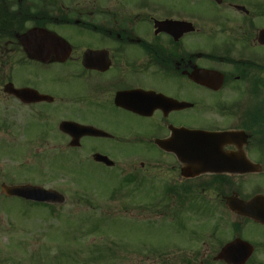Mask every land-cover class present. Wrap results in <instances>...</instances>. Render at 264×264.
Listing matches in <instances>:
<instances>
[{
  "label": "flooded vegetation",
  "instance_id": "af4514ba",
  "mask_svg": "<svg viewBox=\"0 0 264 264\" xmlns=\"http://www.w3.org/2000/svg\"><path fill=\"white\" fill-rule=\"evenodd\" d=\"M49 1L0 0V141L8 146L1 154L0 202L9 199L6 185H43L35 162L41 143L52 145L54 157L74 149L64 123L107 134L83 137L82 144L105 140L129 152L123 156L129 185L148 179L158 194H186V202L162 209L189 212L205 205L199 199L206 191L245 188L254 177L264 196V0ZM32 30H46L58 43L37 38L23 45L18 37ZM181 129L233 133L231 142L213 143L212 167L247 173L202 174V164L175 153L137 152L157 149L159 140L176 146ZM10 141L20 157L34 160L14 177ZM20 172L25 180L13 182ZM233 236L226 245L243 239V231ZM259 241L246 264H264V233ZM219 245H193L183 264H234L242 256L219 260L226 247Z\"/></svg>",
  "mask_w": 264,
  "mask_h": 264
},
{
  "label": "rangeland",
  "instance_id": "374dc122",
  "mask_svg": "<svg viewBox=\"0 0 264 264\" xmlns=\"http://www.w3.org/2000/svg\"><path fill=\"white\" fill-rule=\"evenodd\" d=\"M12 144L16 154L9 149V165L14 177L15 172L23 170V164H33L34 160L20 157L16 143ZM3 146L4 151L7 150L8 146L0 141V169ZM92 147L113 157L114 169L93 162ZM40 148L43 155L35 162L43 175L42 186L62 193L66 202L54 206L55 216L49 215L48 208L31 207L21 200L0 202V264H183L193 245V250L207 240L214 243V247L226 245L234 237L236 224L245 231L243 238L255 245L264 233L259 224L232 214L217 191H209L199 199L211 206L213 214L207 210L211 218L182 209L180 226L175 224L178 219L163 216L161 206L151 205L160 194L149 191L153 183L148 179L143 188L136 189L137 193H130L126 187L121 194H114L117 184L118 187L121 184L120 179L131 167L123 166V156L129 152L114 149L108 141H91L86 148L58 158L54 157L50 143H41ZM137 152L154 158L163 156L158 148ZM20 174L12 181L25 180V174ZM30 180L33 181V177ZM257 183L261 184L260 177L253 185L241 189L243 199L254 195ZM159 190L162 192L161 188ZM223 195L232 194L225 189ZM178 202L174 198L165 199V203ZM216 203L219 206H215ZM215 232V238L210 240ZM204 233V236L192 237ZM97 247L102 248L101 251Z\"/></svg>",
  "mask_w": 264,
  "mask_h": 264
},
{
  "label": "water",
  "instance_id": "95a60500",
  "mask_svg": "<svg viewBox=\"0 0 264 264\" xmlns=\"http://www.w3.org/2000/svg\"><path fill=\"white\" fill-rule=\"evenodd\" d=\"M40 33L41 35L38 37L35 33ZM37 38H47L51 39L46 40L47 46H55L57 41L53 40L54 36H52L50 33L46 31H32L27 33L26 35H22L19 37L20 41L23 43V45L30 44L32 45V42L34 39ZM54 55L58 52L55 50L52 52ZM64 130H66V124H64ZM74 142L72 143V146L79 147L80 146V137L83 135H92L97 137H102V135H105L103 132H99L96 129L93 128H86L78 125H74ZM181 141L180 147L181 151L178 153H181L184 155L187 160H196L197 162H203V163H209L211 160V155L214 150V146L212 147V144L215 143L218 137L215 135L200 131H189L187 133H180L178 134V137ZM227 139L226 141H229V136H224L223 139ZM160 148L164 150L169 149V145L160 142L159 143ZM95 160L97 162H105L108 166H112L113 163L110 161L107 157L96 155ZM4 192L8 196H14V197H22L26 200H32L36 202H46V203H56V204H62L65 202V196L55 191H47L43 188H36L33 186H17V187H5ZM227 206L228 208L234 212L235 214H239L243 217H249L252 220H255L256 222H261L264 224V198L261 196H258L256 199H253L249 202H243L242 200L238 199L237 196L235 197H229L227 198ZM238 249H243V256L240 258L241 263L244 264L245 261H247L249 255L252 252V248L250 247V244L245 243L241 240H237L233 244H230L228 248L225 250V254H227V251L230 250V253H235ZM224 256V254L222 255Z\"/></svg>",
  "mask_w": 264,
  "mask_h": 264
},
{
  "label": "trees",
  "instance_id": "16d2710c",
  "mask_svg": "<svg viewBox=\"0 0 264 264\" xmlns=\"http://www.w3.org/2000/svg\"><path fill=\"white\" fill-rule=\"evenodd\" d=\"M97 248H99V247H97ZM101 249H102V248H99L98 250L101 251Z\"/></svg>",
  "mask_w": 264,
  "mask_h": 264
}]
</instances>
